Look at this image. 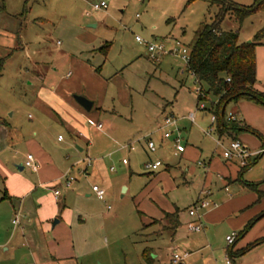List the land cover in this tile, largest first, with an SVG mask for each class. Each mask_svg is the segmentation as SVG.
Here are the masks:
<instances>
[{"label":"rangeland","instance_id":"obj_1","mask_svg":"<svg viewBox=\"0 0 264 264\" xmlns=\"http://www.w3.org/2000/svg\"><path fill=\"white\" fill-rule=\"evenodd\" d=\"M102 1L108 7L94 10ZM217 11L208 0H0V127L4 120L11 125L0 136L6 146L2 162L20 173L17 161L24 160L32 150L29 141L36 140L46 144L64 174L76 179L70 188L62 177L59 181L66 209L56 229L62 234L58 249L49 243L52 234L39 228L34 230L42 244L29 243V233L13 224L15 204L3 199L0 182V264H176V253L188 254L187 264H209L210 245L221 246V262L227 264L226 222L189 231V207L205 182L199 161L211 159L209 174L221 176L224 148L216 144L211 114L198 105L200 85L175 43L181 42L190 54L202 22ZM222 28L239 30L241 42L255 40L264 29V9L241 25L227 16ZM137 36L162 41L173 52L154 60ZM260 42L264 44V36ZM77 62L101 68L107 82L99 115L104 131L83 123L86 140L32 102L39 95L37 75L50 89ZM164 109L174 113L176 127L164 124ZM192 112L195 123L188 118ZM167 131L174 136L180 131L189 156L176 155L174 138H164ZM149 140L157 151L148 149ZM130 142L137 150L123 149ZM223 142L229 144L228 139ZM157 160L163 163L159 170L146 169V162ZM182 172L189 185L181 184ZM20 174L36 176L27 168ZM95 184L106 191L104 200L93 192ZM29 203L35 207L33 200ZM176 205L181 223L173 230L165 213Z\"/></svg>","mask_w":264,"mask_h":264},{"label":"crops","instance_id":"obj_2","mask_svg":"<svg viewBox=\"0 0 264 264\" xmlns=\"http://www.w3.org/2000/svg\"><path fill=\"white\" fill-rule=\"evenodd\" d=\"M233 1L238 4H243L251 3L253 0ZM105 48L104 46L103 52L107 55L108 51ZM256 57L257 83L255 87L257 90L264 92V44L257 46ZM88 63L77 62V64H74V71L63 76L62 80L50 89L44 87L45 78L41 75H37L38 78L35 79H38L39 85L37 84V86H39V95L32 101L43 111L46 117L48 115L54 118L55 121L64 125L70 133L78 138L84 139L86 134L84 133L85 129L82 127L83 123L92 126L100 132H103L105 128L104 124L99 120V115H101V111L104 110L102 98L107 82L100 74L101 68H95L90 62ZM76 72L78 76L72 79ZM76 95H83L93 101L92 109L90 111L86 110L76 100ZM95 108L97 113L93 114L92 111ZM231 110L232 113H238V117L245 125L254 128L261 134L260 137L251 132H242L238 135V139L251 151H261L264 148V105L257 104L250 100H241L236 104L233 103ZM168 114L174 115L173 112L169 113L167 109H164V115L167 116ZM196 120L197 117L195 113V121L191 120V122L195 123ZM99 124H102V128H99ZM9 126L11 125L7 121L4 120L2 122L0 136L4 132L6 133V129ZM204 133L210 134L205 130ZM35 134L38 136L37 132ZM215 135L217 137L216 144L218 139H221L223 144L224 139H228L229 143L232 140V138L227 136L219 137L216 133ZM174 137L173 135L171 138ZM171 138L165 139L168 140ZM29 143L32 148L30 153L35 156L39 164L38 170L34 171L25 166L27 155L24 156L23 161H17L19 162L17 166L20 173L26 170V168L31 170V172L35 173V178L29 179L22 176L20 173H16L13 170L11 171L8 169L7 165L5 166L3 164L1 154L4 152L6 146L0 142V182L4 185V193L6 192L10 196V198H6V200H10L11 202L14 201L16 213L19 214V216L21 214L20 222L17 225H21L20 229L22 232L26 231L29 233V243H31L32 246H40L42 244L40 236H38L34 230V228H39L42 229L44 233L47 232L52 234V240L49 241V243L53 248L58 249L61 244L60 236L62 234H60V232L56 233V229L63 223L61 213L66 209L65 202H63V204L61 203L60 197L62 191L59 181L61 177L63 179L65 174L60 170V163L53 154L48 151L44 142L31 140ZM228 145L229 144H227V146ZM126 149L135 151L137 147L135 146L134 149ZM199 149L203 151V148ZM80 150L83 149L81 148ZM177 154L179 153H176V155ZM180 154L182 155V159H185L183 156H189L191 153L190 151L187 152L185 148V151L180 152ZM223 158V164L225 166L221 167V176L218 174L217 177L214 174H209L212 160L200 158L202 160L199 161V165L204 169L205 182L200 188L201 190L199 189L200 191L197 198H194L195 200L193 199L194 201L189 209L201 198L210 197L208 199L211 200L212 204L204 209L206 211L200 212V221L204 225L203 229L208 226L210 228L217 227L216 225L221 224V222H226L229 227L226 237L233 232H236L239 236L235 240L233 247V257H231L233 262L235 263V259L238 258L239 264H264V240H262L264 239V215L257 218L264 212V151L255 155L252 158V164L246 169H242L243 167H241L237 160H228L224 155ZM200 162H202V164H200ZM167 168L169 169L170 167ZM167 168L165 167L166 170ZM87 169L88 168H86L85 171ZM112 170H114V168H112ZM181 184H190L189 179L185 177L183 172ZM252 184H257V189H252L250 186ZM59 189L60 193L56 196L54 192ZM32 200L35 202L34 208L29 206V202ZM25 203H27L26 206L29 207L28 209L25 207ZM176 208L180 209L177 205L175 206V209ZM189 216L191 218L188 223L197 220L190 214ZM56 219H58V222L54 224ZM254 219H256V221L252 226L244 234L240 235L245 227ZM208 239L209 241L211 240L212 243L215 242L210 239V237ZM207 246L209 247V245ZM248 247L250 248L243 252V250ZM225 254L229 255L228 246L225 250ZM222 256L221 246L210 245V253L208 254L209 264H222ZM51 258L54 260L57 259L53 254H51Z\"/></svg>","mask_w":264,"mask_h":264},{"label":"trees","instance_id":"obj_3","mask_svg":"<svg viewBox=\"0 0 264 264\" xmlns=\"http://www.w3.org/2000/svg\"><path fill=\"white\" fill-rule=\"evenodd\" d=\"M208 1L212 6H216L218 11L210 21L202 22L200 29L196 32L187 64L188 70L194 75L202 90V94H198L197 97L198 105L204 102L206 104L204 110L215 115L214 132L219 137L227 136L232 140H238V135L242 132H251L261 137L257 130L242 122L238 113H233L237 115L236 120L229 119L227 108L230 104H236L241 100H250L264 105V92L255 87L257 83L256 48L261 44L260 37L264 36V29L255 40L241 42L240 31L224 30L222 22L230 16L241 25L251 14L264 9V0H254V3L248 6L233 0ZM250 186L252 189H257V184ZM259 194L261 195L260 192ZM6 198L10 196L5 192L3 199ZM262 215L264 212L257 218ZM165 219L170 221L173 230L176 229L181 223L180 209L176 208L172 213H165ZM255 221L256 219L252 220L240 235L244 234ZM233 247L234 244L229 248L231 257H233Z\"/></svg>","mask_w":264,"mask_h":264},{"label":"built area","instance_id":"obj_4","mask_svg":"<svg viewBox=\"0 0 264 264\" xmlns=\"http://www.w3.org/2000/svg\"><path fill=\"white\" fill-rule=\"evenodd\" d=\"M108 7V4L105 1H102L100 3H96L93 5L94 10H100V9H106ZM136 40L140 43H143L147 47V53L150 58L154 60H159L160 56L167 53V52H173V50H168L167 46L165 43L162 41H153V42H148L143 40L141 37L137 36ZM176 47L178 49V53L183 57V59L187 62L189 61L190 54L188 53V49L185 45H183L181 42L176 41ZM230 80V79H228ZM198 94H202L201 87L197 89ZM205 104L201 102V109H204ZM189 119L192 121H195V113L192 112L188 115ZM229 119L231 120H236L237 115L231 113L229 116ZM216 122V117L215 115H212V124L210 126V131L214 132V123ZM164 124L166 126H173L176 127L177 125V119L173 114H169L165 116L164 118ZM99 128H102V124L98 125ZM174 135L173 131H167L164 134L165 138H171ZM60 139L62 137L60 136ZM174 142H175V147H176V153L184 152L185 151V146L182 144V138L180 135V131L176 133V136L174 137ZM217 144L219 146H222L224 148V157L228 160H237L241 167H247L250 165L252 162V158L255 155L260 154L261 152L264 151V148L261 151L258 152H253L251 151L246 145H244L239 139L238 140H231L228 146H225L222 142L221 139H218ZM148 149L151 152H155L157 150V146L153 140L148 141ZM134 143H128L123 146V148H131L134 149ZM123 163H127V159H123ZM162 161L157 160V161H148L145 164L146 169H148L150 172H155L157 171L161 166H162ZM202 164V162H200ZM25 166L37 171L39 168V164L35 158V156L32 153H28L26 156V161H25ZM63 181L65 182V186L70 188L76 181L74 177H72L69 173L65 174L63 176ZM93 191L97 195V197L101 200H104L106 191L99 187L98 185H93ZM55 195L58 196L60 191L55 190ZM208 193V192H207ZM212 204L211 200L208 198H201L197 203H195L190 209H189V214L192 217H195L197 220L191 222L189 224V231L193 232H199L203 229L204 225L200 221L201 219V214L200 210L208 208ZM20 222V216L17 214V217L13 220V223L15 225L19 224ZM238 234L236 232L231 233L226 237V241L228 244V247L230 248L234 243L235 240L237 239ZM188 254H179L176 253L173 255V262L176 264H187ZM226 263L227 264H234L230 254L226 256Z\"/></svg>","mask_w":264,"mask_h":264},{"label":"water","instance_id":"obj_5","mask_svg":"<svg viewBox=\"0 0 264 264\" xmlns=\"http://www.w3.org/2000/svg\"><path fill=\"white\" fill-rule=\"evenodd\" d=\"M76 100L88 111L92 109L93 101L89 100L87 97L83 95H76ZM58 222V219L54 221V224Z\"/></svg>","mask_w":264,"mask_h":264}]
</instances>
